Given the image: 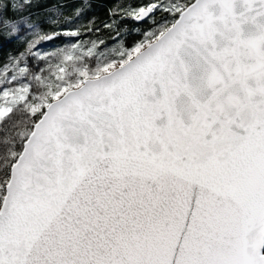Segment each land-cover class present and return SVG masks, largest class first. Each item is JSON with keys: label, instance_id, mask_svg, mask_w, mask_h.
Segmentation results:
<instances>
[{"label": "snow or ice", "instance_id": "6c2138e0", "mask_svg": "<svg viewBox=\"0 0 264 264\" xmlns=\"http://www.w3.org/2000/svg\"><path fill=\"white\" fill-rule=\"evenodd\" d=\"M0 264H264V0H0Z\"/></svg>", "mask_w": 264, "mask_h": 264}, {"label": "trees", "instance_id": "16d2710c", "mask_svg": "<svg viewBox=\"0 0 264 264\" xmlns=\"http://www.w3.org/2000/svg\"><path fill=\"white\" fill-rule=\"evenodd\" d=\"M71 2H73V3H78L79 0H71ZM96 2H98V3H104V4H106V5L111 6L112 4L118 2V0H96ZM97 15H100V16H101V19L103 18L102 14L97 13ZM86 22H87V21H85V23H86Z\"/></svg>", "mask_w": 264, "mask_h": 264}]
</instances>
